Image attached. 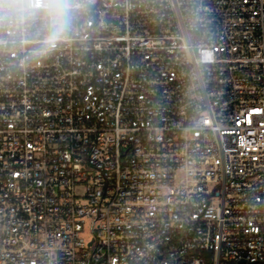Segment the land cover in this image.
Returning <instances> with one entry per match:
<instances>
[{"label": "built area", "instance_id": "built-area-1", "mask_svg": "<svg viewBox=\"0 0 264 264\" xmlns=\"http://www.w3.org/2000/svg\"><path fill=\"white\" fill-rule=\"evenodd\" d=\"M0 0V264H264V0Z\"/></svg>", "mask_w": 264, "mask_h": 264}, {"label": "clouds", "instance_id": "clouds-1", "mask_svg": "<svg viewBox=\"0 0 264 264\" xmlns=\"http://www.w3.org/2000/svg\"><path fill=\"white\" fill-rule=\"evenodd\" d=\"M77 7L72 0H44L42 10L48 28L57 34L67 28L73 9Z\"/></svg>", "mask_w": 264, "mask_h": 264}, {"label": "rangeland", "instance_id": "rangeland-1", "mask_svg": "<svg viewBox=\"0 0 264 264\" xmlns=\"http://www.w3.org/2000/svg\"><path fill=\"white\" fill-rule=\"evenodd\" d=\"M91 1H96V0H91ZM72 2L74 3V0H72Z\"/></svg>", "mask_w": 264, "mask_h": 264}]
</instances>
